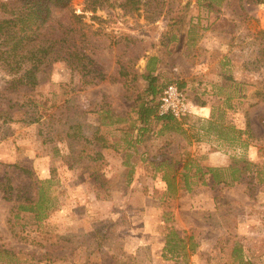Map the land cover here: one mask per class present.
<instances>
[{"label":"rangeland","instance_id":"374dc122","mask_svg":"<svg viewBox=\"0 0 264 264\" xmlns=\"http://www.w3.org/2000/svg\"><path fill=\"white\" fill-rule=\"evenodd\" d=\"M71 6L86 26L87 42L76 45L95 72L49 60L34 86H13L0 64V264H175L161 257L170 227L198 241L188 264H227L234 240L264 264V58L253 38L264 31V3L222 0L209 10L197 0H140L95 13L83 11L84 0ZM175 9L182 30L171 39ZM66 20L55 10L49 23ZM151 55L161 57L159 85L184 82L204 108L179 119L178 131L153 117L140 129L136 96ZM86 140L101 158L79 156ZM166 160L178 171L187 163L190 189L167 191L158 168ZM207 167L224 168V182ZM26 197L43 199L40 218L17 208Z\"/></svg>","mask_w":264,"mask_h":264},{"label":"trees","instance_id":"16d2710c","mask_svg":"<svg viewBox=\"0 0 264 264\" xmlns=\"http://www.w3.org/2000/svg\"><path fill=\"white\" fill-rule=\"evenodd\" d=\"M222 0H197V6L202 5L209 10L219 7ZM252 3H264V0H249ZM140 0H84L83 11L89 10L97 12L104 7L119 6L122 9L135 8ZM159 3V2H158ZM189 5L186 4L185 7ZM55 10L65 11L67 20L60 22L57 27H53L49 22L52 20V14ZM175 14L171 19L170 26L173 32L171 39H176L177 33L182 30L181 9H175ZM0 64L5 72L12 78V85H26L29 87L37 83L36 73L40 70V66L45 61L64 60L71 69L80 70L86 73L96 71V64L92 57L86 52L80 50L76 42H87L85 32V23L82 21L83 14L77 13L71 6V0H0ZM97 16V15H96ZM99 17V16H97ZM254 40L258 41L260 46V54L264 58V31L253 35ZM145 71L142 73V79L146 82V87L136 96L140 99L137 109L139 121L143 124L140 129L146 130L149 117L163 121V126L168 130L182 129V121H179L171 115L158 116L156 114L157 100L156 98L166 86L159 85L158 74L155 61L160 60V56L151 55L148 57ZM119 73L126 76L128 72L124 67L120 66ZM176 82L179 87L184 86V82ZM170 83V82H169ZM232 83H236L232 80ZM168 84V83H167ZM230 96V95H229ZM229 98V97H227ZM211 123V121H209ZM245 133L249 137L251 129L246 127ZM240 133V132H239ZM96 138L95 135H93ZM232 138L230 139V141ZM234 140V138H233ZM87 145L82 155L87 154L95 159L102 157L100 151L86 140ZM246 142L245 145L246 146ZM166 161H160L158 168L164 170L162 172V180L166 184V189L171 195H175L178 189H190L191 185L196 181L190 179L187 163L183 165L182 171L172 168ZM175 162L174 164H176ZM166 167V170L163 167ZM99 169L100 166L96 162H92L90 168ZM231 180L237 181L240 178L238 167H231ZM206 170L212 173V179L215 182H224L219 177L218 171L224 168L207 167ZM237 172V173H235ZM196 178L203 180L202 167H197ZM17 198V197H16ZM28 203L20 202L17 208L23 210L34 211L36 216L40 218L41 211L44 209L43 199L26 197ZM34 203V204H33ZM198 241L193 234H185L184 231L179 232L177 229L170 227L164 235V243L161 249V257L163 260H173L175 264H188L190 255L196 253ZM227 264H256L252 261L250 255L246 252L244 245L240 240H234Z\"/></svg>","mask_w":264,"mask_h":264},{"label":"built area","instance_id":"2783aa9c","mask_svg":"<svg viewBox=\"0 0 264 264\" xmlns=\"http://www.w3.org/2000/svg\"><path fill=\"white\" fill-rule=\"evenodd\" d=\"M157 102L156 114L158 116L171 115L178 120L192 115L202 116L201 112L204 109L194 103L176 82L166 84Z\"/></svg>","mask_w":264,"mask_h":264}]
</instances>
